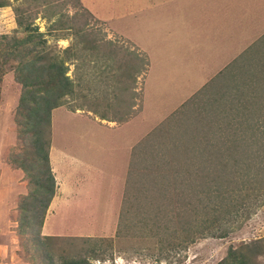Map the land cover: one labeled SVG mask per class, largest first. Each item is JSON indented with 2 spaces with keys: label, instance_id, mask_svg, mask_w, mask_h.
<instances>
[{
  "label": "rangeland",
  "instance_id": "1",
  "mask_svg": "<svg viewBox=\"0 0 264 264\" xmlns=\"http://www.w3.org/2000/svg\"><path fill=\"white\" fill-rule=\"evenodd\" d=\"M5 1L0 49L27 34L25 23L36 26L42 36L33 40H46L38 51L64 59L73 93L51 109L48 123L41 121L55 189L39 233L46 223V230L61 234L38 246L29 226L17 232L30 182L15 159L33 151L31 132L20 126L27 116L16 112L18 59L0 72V264H49L50 256L52 264H217L233 253L241 257L238 264H264L262 78L250 92L258 77L235 91L216 79L179 104L184 85L175 83L164 101L153 89L147 121L133 125L129 114L143 110L142 90L133 89L138 57L127 37L116 34L135 27L143 33L140 21L117 25L123 9L101 0ZM118 1L125 11L143 6L140 0ZM146 23L150 28L153 21ZM142 80L139 75L141 87ZM87 109L116 118L110 127L122 126L119 132L101 126L93 114L92 124L65 114L90 117ZM87 162L89 169H81Z\"/></svg>",
  "mask_w": 264,
  "mask_h": 264
},
{
  "label": "crops",
  "instance_id": "2",
  "mask_svg": "<svg viewBox=\"0 0 264 264\" xmlns=\"http://www.w3.org/2000/svg\"><path fill=\"white\" fill-rule=\"evenodd\" d=\"M101 1L106 7L116 5L117 8L123 9L121 16L116 17L119 20L117 25L122 26L120 21L125 24L131 21L130 24H134L135 27L140 21L138 23L140 27H145L143 33L135 27L132 31L125 30L127 35H123L124 31L121 29H118L116 34L119 39L122 36L127 37L128 42L135 47L133 48L138 57L134 65L136 68L133 69V73H136L133 83L136 87L133 89L142 90L143 110L135 115L131 113L130 109L137 105L133 99L129 105V112L132 115L129 114L127 119L132 120L130 123L133 125L147 121L144 117L147 115L145 108L149 99L147 94L153 89H156V97L162 93L163 100L165 93H172V86L175 83L184 85L185 92L182 99L176 103L179 104L180 101L190 99L194 92L216 79L222 81L223 88L235 91L237 86L249 85V77H253V82L258 77V83L248 86L247 91L250 92L249 90L260 85L261 78L263 85L260 87L264 88V0H140L138 4L143 6L137 5L138 9H131L132 11H125L118 0ZM101 1L96 0L95 3L100 5ZM161 7H164V10L161 11ZM151 9H153L152 15L135 16ZM159 16L162 21L158 19ZM148 21H153L150 28L146 26ZM106 31L110 37H115L113 32L108 29ZM141 55L146 57L144 63ZM258 71L259 76L256 75ZM139 75L143 78L142 87L141 83L137 82ZM242 82L244 85H241ZM163 105L166 108L167 105ZM86 111L89 112L90 117L75 115L77 112L69 111L65 114L76 116L77 121L85 118L91 124L93 114L94 120L100 121L98 123L101 126L115 130L111 128L113 126L111 123L117 121L116 118L102 115L105 113H100L96 109ZM52 121L54 124V117ZM121 127H117L118 130L115 132H119ZM75 162L77 161H73ZM80 166L81 169L87 170L91 164L81 163ZM102 167L99 171L104 169ZM45 226L46 223L42 226V235L61 234L46 230Z\"/></svg>",
  "mask_w": 264,
  "mask_h": 264
},
{
  "label": "trees",
  "instance_id": "3",
  "mask_svg": "<svg viewBox=\"0 0 264 264\" xmlns=\"http://www.w3.org/2000/svg\"><path fill=\"white\" fill-rule=\"evenodd\" d=\"M4 5H7V2L0 0V7ZM17 22L20 25L23 24L20 19ZM24 29L27 32L24 37L9 38L8 41L1 44L0 72L6 70L5 67H8L9 59H18L13 69L14 80L21 86L16 112H22V116L24 114L27 116V120L22 121L20 126L24 134L31 132L33 151H26L30 157L23 156L15 159L18 167L27 174L30 182L28 193L25 196L27 201L23 203L24 205H20L21 215L17 232L22 234L29 226L31 231L34 230L33 234L36 235L34 242L41 246L55 237L40 236L39 233L55 189V179L48 163V145L44 139L41 121L48 123L51 109L63 102L62 98L65 94L73 93V80L67 74L68 65L64 59L58 56L49 59L38 51L40 48L38 46L46 44V40H33L35 35L42 36L41 33H35L37 27L32 26L31 23H25ZM34 169L37 171H33ZM33 224L36 229H32ZM47 258L49 264H52L51 256ZM227 259V261L221 260L217 264H238L241 261V257L236 256L235 253L229 255Z\"/></svg>",
  "mask_w": 264,
  "mask_h": 264
}]
</instances>
